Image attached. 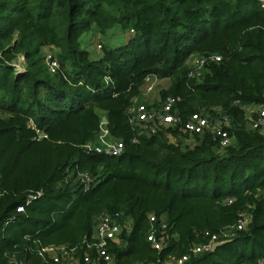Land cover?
Returning <instances> with one entry per match:
<instances>
[{
    "label": "trees",
    "instance_id": "trees-1",
    "mask_svg": "<svg viewBox=\"0 0 264 264\" xmlns=\"http://www.w3.org/2000/svg\"><path fill=\"white\" fill-rule=\"evenodd\" d=\"M115 25L128 33L124 43L99 42L97 58L80 46L83 32ZM48 47L56 73L44 63ZM209 53L222 59L189 80L187 58ZM148 75L170 80L165 94L181 97L182 117L200 108L227 116L229 144L210 133L182 144L178 126L132 142L128 108ZM263 99L259 0H0V264L13 256L47 264L37 251L51 244L82 253L99 216L115 212L131 229L111 246L114 264L181 256L206 232L229 228V242L183 264H264V133L246 128L243 111ZM104 116L124 143L119 155L82 147ZM148 213L166 223L160 251L146 238ZM241 214L247 221L235 229Z\"/></svg>",
    "mask_w": 264,
    "mask_h": 264
},
{
    "label": "built area",
    "instance_id": "built-area-1",
    "mask_svg": "<svg viewBox=\"0 0 264 264\" xmlns=\"http://www.w3.org/2000/svg\"><path fill=\"white\" fill-rule=\"evenodd\" d=\"M259 5L264 8V0H259ZM187 59L188 79L198 80L207 70V65L219 62L222 59L220 54L209 53L205 55H190ZM44 63L50 73H56L59 62L56 57V50L48 47L43 50ZM24 61L23 56L18 58L14 64L16 68H20ZM157 76L148 75L142 87V95H149L158 81ZM181 101L179 95L167 94L162 100L155 103H147L134 99L128 108V123L135 130L136 135L132 137V142H137L140 135L149 136L160 130L169 129L178 126L181 133L188 135V138L182 144L190 143V139L197 135L210 133L218 138L219 146L225 147L229 144L230 136L228 132L229 119L224 115H213L205 108L190 112L185 118L181 116L177 105ZM215 109L220 113L219 108ZM244 125L248 129L260 130L264 128V99L260 103H251L243 107ZM263 132L264 131H260ZM46 136L39 133L38 138ZM170 142L176 143L177 139L171 133L167 134ZM86 152L102 153L108 155H119L124 149V143L109 135V131L105 126V122H101L100 129L95 139L86 142L83 146ZM76 179L82 183H89L91 177L87 172H79ZM16 211H23V206L18 205ZM149 231L147 240L152 247L160 251L167 245L168 233L166 232V223L164 218H157L155 214L148 213ZM247 221V215L241 214L235 229H241ZM131 229V223L128 219L123 218L122 212L113 214L103 213L99 216L98 221L93 229L91 237L85 242L82 253H79L75 247L66 245H46L38 249V255L43 262L47 264H114L112 261L111 246L120 243V235L124 231ZM208 240L204 243L194 244L189 251L181 256L170 255L165 260H157L156 262L136 264H183L190 255L210 251L215 242L223 241L232 236V230L224 229L219 233L208 234ZM12 264H31L28 261L10 257Z\"/></svg>",
    "mask_w": 264,
    "mask_h": 264
},
{
    "label": "rangeland",
    "instance_id": "rangeland-1",
    "mask_svg": "<svg viewBox=\"0 0 264 264\" xmlns=\"http://www.w3.org/2000/svg\"><path fill=\"white\" fill-rule=\"evenodd\" d=\"M127 34L128 33L121 30L119 25H115L105 33H96L93 29H89L81 34L79 41L80 46L89 51L91 58H97L101 54V49L97 46L99 42L105 46L119 45L127 40ZM191 57L192 56H189L187 59ZM169 84L170 80L168 78L158 79L153 91L149 95H142V100L138 101L155 103L162 100L167 95L165 92L168 90ZM259 131H264V128H261ZM190 142H192V139H190Z\"/></svg>",
    "mask_w": 264,
    "mask_h": 264
},
{
    "label": "water",
    "instance_id": "water-1",
    "mask_svg": "<svg viewBox=\"0 0 264 264\" xmlns=\"http://www.w3.org/2000/svg\"><path fill=\"white\" fill-rule=\"evenodd\" d=\"M102 121H103V122H106V117H105V116L102 118ZM227 242H229V239H227V240H223V241L215 242V243L212 245L210 251H214L217 247H219V246H221V245H223V244H225V243H227Z\"/></svg>",
    "mask_w": 264,
    "mask_h": 264
}]
</instances>
